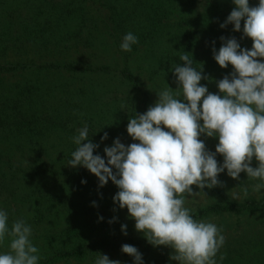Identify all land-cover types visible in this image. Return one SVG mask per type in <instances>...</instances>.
I'll use <instances>...</instances> for the list:
<instances>
[{"label":"trees","instance_id":"16d2710c","mask_svg":"<svg viewBox=\"0 0 264 264\" xmlns=\"http://www.w3.org/2000/svg\"><path fill=\"white\" fill-rule=\"evenodd\" d=\"M145 2V0H144ZM196 0L187 2L184 12L185 16L177 18L174 22L168 21L167 17L160 15L155 18L154 22L145 23L151 27H157L158 30H147L146 26H141L139 17L128 19L122 14V20L118 24L105 23L104 33L106 40L112 45L114 51L112 60H106L104 65H95L89 61H83L84 55H78L71 60L62 59L37 65L29 55H34L32 50L43 49L49 43L54 46V50L64 48L66 42L67 28L59 26L51 27L50 22L46 21V27L38 35H35V45L28 46L24 41L29 42L27 37L29 28H31V13L26 9L38 8V0H0V139H8L10 135L13 138L23 139L25 146L29 148L28 154L24 155H0V165H6L13 173L21 174L22 166L34 165L37 171L33 175L37 179L53 176H64L67 173L69 182L66 187L62 188L63 195L56 196L59 205L58 211H64L65 208L74 206V215L82 226L73 235L80 238L77 242L68 246L63 254L64 256H74L76 259H93L91 251L99 250L104 254L111 249H118L124 244L144 249L152 248L143 233L135 229V221L130 218L127 209H120L118 204L115 205L116 213L119 215H109L111 211L110 203H114V196L119 189L109 180L104 187L99 186L98 178L88 170H76L73 172H60L57 170L49 171L51 157L67 160L73 151L60 155L54 152V146L49 148V141L53 140L55 132L62 136L64 145L71 143L69 140L78 134V129L85 124L89 128V138L101 139L105 130L113 136H120L127 133V125L130 117L137 114L145 113L151 104L149 92L151 86L146 87V83L154 82L156 79L165 77H175L174 67L179 64L183 66V61L179 59L181 54L190 53L193 60V67L198 71H203V75L208 79L202 80V85L210 89L209 92L219 91L217 83L226 75L231 76L234 71L229 65L227 69L221 68L214 59L213 48L218 52L223 41L221 37H235L241 46L251 49L252 40L243 35V21L240 32L234 31V25L229 24L226 28H221L233 10L232 0ZM259 3V0H257ZM257 3V4H258ZM257 6V5H256ZM173 12L175 10L173 9ZM152 13V10H151ZM121 14V13H120ZM127 14H131L128 12ZM135 15V14H133ZM156 16V15H155ZM118 17V14H117ZM146 18V15H142ZM119 21V17L117 19ZM150 28V27H149ZM148 28V29H149ZM145 30L144 49L138 51V56L142 58L141 62L150 60L153 64L148 69H138L134 63L133 53L136 52V44L132 45L131 52L121 50L123 37L132 32L139 33ZM65 31V32H62ZM68 33V32H67ZM59 34V39L54 38ZM69 34V33H68ZM76 37L77 33L72 34ZM30 36V35H29ZM27 46V47H26ZM10 54V59H3V56ZM64 56L65 54H60ZM88 60H97L95 53L87 55ZM93 61V60H92ZM120 64L122 67H120ZM48 72V75L44 74ZM52 77L58 79L66 75L68 82L65 84H54L51 92L45 91L41 85L45 83L42 77ZM13 78H27L23 85L6 84L9 76ZM103 79L104 83L95 85ZM177 79V78H176ZM80 86L77 91H72L71 87ZM89 85V86H88ZM88 90L84 92L81 88ZM146 87V88H145ZM144 90V91H143ZM75 92L77 100L68 103L69 93ZM104 101H101L103 97ZM51 99L57 100V103L47 104ZM97 103V104H96ZM88 105L92 111L91 114L77 112L69 114L73 107L80 110L83 105ZM66 109L64 112H62ZM70 127H68V126ZM12 137V136H11ZM103 146L99 144L94 155H100L107 159L104 153L105 147H110L108 140H103ZM107 145V146H104ZM76 150V148H75ZM50 151L52 153H50ZM0 153H2L0 151ZM35 155L33 156V154ZM51 156V157H50ZM217 155V160H220ZM252 166L257 167V162ZM240 182L249 181L246 173ZM22 177H29L30 172L22 173ZM222 186L211 189L205 188L212 198V205L192 210V215L196 220H208L211 217L219 215L230 216L232 213L236 216L256 215L261 220L260 224L264 227V205L254 202L250 199L248 202H238L231 199L226 192L228 186H234L231 180L227 183L219 179ZM86 181V183H82ZM64 186V185H63ZM199 189V188H198ZM200 190V189H199ZM202 192V191H201ZM37 211V210H36ZM40 213L39 211H37ZM41 214V213H40ZM102 218V219H101ZM109 221H113L109 223ZM127 225V235L122 231V226ZM67 235L63 236L65 239ZM66 240V239H65ZM68 241V239H67ZM154 247V246H153ZM154 247V248H161ZM219 256L216 257L218 259ZM258 260V261H257ZM49 262H54L51 260ZM249 264H264L259 259Z\"/></svg>","mask_w":264,"mask_h":264},{"label":"clouds","instance_id":"9594fccd","mask_svg":"<svg viewBox=\"0 0 264 264\" xmlns=\"http://www.w3.org/2000/svg\"><path fill=\"white\" fill-rule=\"evenodd\" d=\"M233 3L220 27L231 24L240 32L243 21V35L252 40V47L242 49L235 37H221L219 51L213 48L217 64L223 69L231 65L234 70L216 82L219 94L201 84L208 77L193 67L192 54H181L183 66L177 64L173 70L178 88L168 85L145 113L130 117L127 133L135 142L126 146L117 138L104 148L105 159L94 155L99 145L91 142L87 124L72 138L77 148L69 166L86 168L98 178L100 187L111 180L119 189L114 203L127 209L136 231L154 247L173 249L170 259L178 264H217L216 257L226 243L222 228L194 219L186 206L189 196L222 186L218 177L225 170L232 179H239L243 172L248 179L261 181L252 185L253 192L264 189V0L257 6H250L249 0ZM138 42L128 32L121 50L131 52ZM202 136L218 138L215 152L208 150ZM107 139L105 132L102 141ZM217 155L223 157L222 165ZM254 159L257 167L252 166ZM193 186L200 192H194ZM244 195H248L247 187ZM8 221L7 212L0 210V244L10 238L9 251L0 254V264H38L40 250L32 243V227L19 219L9 229ZM122 231L127 235V225ZM122 252L143 264L136 247L124 244ZM95 264L120 261L98 253Z\"/></svg>","mask_w":264,"mask_h":264},{"label":"rangeland","instance_id":"374dc122","mask_svg":"<svg viewBox=\"0 0 264 264\" xmlns=\"http://www.w3.org/2000/svg\"><path fill=\"white\" fill-rule=\"evenodd\" d=\"M190 0H38L37 7L34 9H26V12L31 13V28H29V35L26 39H31L29 42H25L26 45L31 46L35 45V35H38L46 27V21L48 20L51 27L61 26L69 29L70 31H62L66 33V42L63 44L64 48H59L57 51L54 50V46L49 43L46 47V50L32 48L34 55H29L33 59L34 63L37 65L54 62L56 60L67 59L71 60L73 57L83 54V61H89L95 65H104L106 60H112L114 51L111 48V44L106 40V35L104 33V26L106 22L111 24H118L122 20V14H125L128 19L136 17L138 15L139 22L141 26H146L147 30H158L157 27H151L145 23L154 22L155 18L164 15L167 17L168 21L174 22L177 18L184 17L185 7L188 6ZM197 6L199 5L198 0H196ZM250 6L258 5L257 0H249ZM232 0V5H233ZM235 5H233L234 7ZM173 9L175 12H173ZM152 10V13H151ZM131 12V14H127ZM121 13V14H120ZM119 21H117L118 17ZM135 14V15H133ZM142 15H146V18H143ZM156 15V16H155ZM150 27V28H149ZM149 28V29H148ZM145 30L135 33L138 38L137 46L135 47L136 52L133 53V59L135 65L138 69H148L150 64H153L152 61L147 60L146 62H141L142 58L138 56V51L141 48L144 49L145 42L144 36H142ZM151 32V30H150ZM77 33L76 37H73L72 34ZM59 34L54 38L59 39ZM27 47V46H26ZM242 49L248 47L241 46ZM250 50V49H249ZM95 53L98 56L97 60H88L87 55ZM60 54H65L61 56ZM10 54L3 56V59H10ZM120 67L121 64H120ZM46 75L48 72L45 71ZM14 76H9L6 80V84L10 85H23V81L27 78H13ZM42 77L45 80L42 88L51 92V89L54 84H65L68 82L66 75H62L58 79L52 77H46L42 73ZM177 79L175 77H168L162 79H156L154 82L146 83V87L151 86L149 92V98L151 99L150 106H153L157 100L158 95L161 90L168 87V85L176 90L178 88ZM104 83V80H99L95 85ZM105 84V83H104ZM202 84V82H201ZM89 86V85H88ZM80 86L71 87L72 91H77ZM145 87V88H146ZM84 92H88L84 88H81ZM144 91V90H143ZM210 91V89H209ZM211 93H215L212 91ZM216 94H219V91H216ZM68 103H73L77 100L75 92L69 93ZM104 98H101V101H104ZM55 104L57 100L51 99L47 104ZM97 104V103H96ZM88 105H83L80 110L78 107H73L69 114L81 112L85 114H91L92 111L89 109ZM64 109L62 112H64ZM68 126V125H67ZM69 127V126H68ZM70 128V127H69ZM79 129L76 128V130ZM105 132L108 133V144L113 145L114 141L119 138L121 143L130 145L135 142L128 135L124 133L120 136L111 137L108 130ZM0 133L2 131L0 130ZM2 134H5L3 131ZM12 136V137H11ZM14 135H10L8 139H0V155L11 154V155H24L28 154L29 148L25 146L23 139L13 138ZM104 135L101 134V138ZM2 137V136H1ZM0 137V138H1ZM57 132L53 140L49 141V148L54 146V152H57L60 155V158L63 157V154H67L70 151H75L77 145L73 142L72 138L69 140L71 143L64 145L62 139L59 138ZM63 138V137H62ZM101 147L103 142L101 139H93ZM201 139L204 140L209 151L215 152L216 145L218 144V138H208L202 136ZM92 142V141H91ZM107 146V145H104ZM30 152V151H29ZM50 153H52L50 151ZM35 153L33 154V156ZM51 157V156H50ZM72 159V156L69 159H65L61 162L60 159L51 157L49 171L57 170L60 172H73L76 170L87 171L83 166H77L75 168L69 166V161ZM253 162H256L255 159ZM219 164H223V157H220L218 160ZM255 167V166H253ZM22 173L30 172L29 177L19 176L21 174L13 173L6 165H0V210L7 212L9 221V229H11L12 224L19 219H23L32 227V243L40 250V257L38 264H95L97 259L99 248L91 253V256H95L93 259H76L74 256H64V258H58V255H61L66 250V245L70 247L74 243V240L77 242L80 241L79 237L73 235L74 231L78 232V229L81 228L82 222L76 219L74 215L75 207L65 208L64 211L59 210V203L56 196H59L63 193L62 188L66 187L69 179L67 178V173H64V176H53L44 177L37 179L33 177L37 168L34 165L22 166L19 170ZM244 174L240 175L239 179H232L227 175V170L224 173H221L218 179L225 180L227 183H234V186H228L226 192L231 196V199L238 202H248L252 199L254 202H259L264 205V189H261L260 192H253L252 185L261 183L259 180L249 179L246 182H240L244 178ZM230 183V184H231ZM64 185V186H63ZM115 187V185H113ZM248 188V195H244V188ZM194 192H200L198 188L193 186ZM206 194V195H205ZM63 195V194H62ZM212 198L208 195L207 192H200L199 196L187 198L186 206L191 210H198L200 208H205L212 205ZM251 201V200H250ZM116 203H110L111 211L109 215L117 216L115 210ZM264 208V207H263ZM40 213H38L37 211ZM261 212L260 214H263ZM209 221L215 223L218 227L223 229V235L226 238L225 245L221 248L220 253L217 256L225 255V259L221 261L218 257L217 264H249L256 259L259 261H264V227L263 224H260L261 220L256 215H241L236 216L232 215H219L211 217ZM67 235L65 239L63 236ZM68 239V241H67ZM74 239V240H73ZM10 238H6L3 244H0V254H4L9 251ZM138 251L142 254L143 264H178V262L170 259V256L174 254V250L163 246L161 248H148L144 249L143 247L137 248ZM61 253V254H56ZM101 254V253H100ZM103 255H107L110 260L120 261V264H136L134 257L129 256L122 252V247L118 249H111L110 252H105ZM54 260V262H49ZM258 261V260H257Z\"/></svg>","mask_w":264,"mask_h":264}]
</instances>
